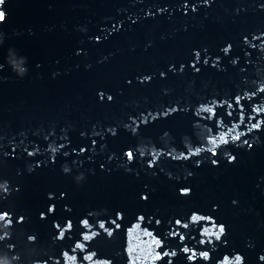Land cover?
Instances as JSON below:
<instances>
[{"label":"water","instance_id":"obj_1","mask_svg":"<svg viewBox=\"0 0 264 264\" xmlns=\"http://www.w3.org/2000/svg\"><path fill=\"white\" fill-rule=\"evenodd\" d=\"M0 13V264H264V0Z\"/></svg>","mask_w":264,"mask_h":264},{"label":"snow or ice","instance_id":"obj_2","mask_svg":"<svg viewBox=\"0 0 264 264\" xmlns=\"http://www.w3.org/2000/svg\"><path fill=\"white\" fill-rule=\"evenodd\" d=\"M2 2V0H0ZM129 158H131V153H129ZM221 231H223V228H221Z\"/></svg>","mask_w":264,"mask_h":264},{"label":"rangeland","instance_id":"obj_3","mask_svg":"<svg viewBox=\"0 0 264 264\" xmlns=\"http://www.w3.org/2000/svg\"><path fill=\"white\" fill-rule=\"evenodd\" d=\"M0 15H1V13H0Z\"/></svg>","mask_w":264,"mask_h":264}]
</instances>
